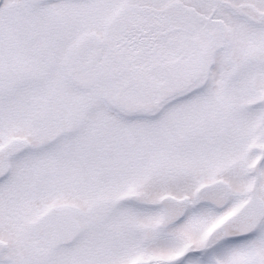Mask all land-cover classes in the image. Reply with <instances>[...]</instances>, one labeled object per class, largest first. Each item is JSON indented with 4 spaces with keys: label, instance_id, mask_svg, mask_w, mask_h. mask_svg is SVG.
Instances as JSON below:
<instances>
[{
    "label": "snow or ice",
    "instance_id": "snow-or-ice-1",
    "mask_svg": "<svg viewBox=\"0 0 264 264\" xmlns=\"http://www.w3.org/2000/svg\"><path fill=\"white\" fill-rule=\"evenodd\" d=\"M0 264H264V0H0Z\"/></svg>",
    "mask_w": 264,
    "mask_h": 264
}]
</instances>
